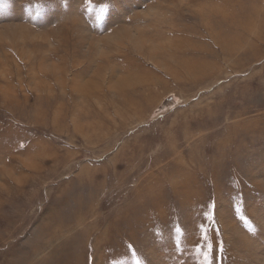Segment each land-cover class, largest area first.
I'll use <instances>...</instances> for the list:
<instances>
[{
  "label": "rangeland",
  "instance_id": "1",
  "mask_svg": "<svg viewBox=\"0 0 264 264\" xmlns=\"http://www.w3.org/2000/svg\"><path fill=\"white\" fill-rule=\"evenodd\" d=\"M0 264H264V0H0Z\"/></svg>",
  "mask_w": 264,
  "mask_h": 264
},
{
  "label": "bare ground",
  "instance_id": "2",
  "mask_svg": "<svg viewBox=\"0 0 264 264\" xmlns=\"http://www.w3.org/2000/svg\"><path fill=\"white\" fill-rule=\"evenodd\" d=\"M204 15V18H205V20H208V16H210L211 14L213 15V16H215L216 15V18L217 19H221L222 17H224L223 16V10H221V11H218L217 13L216 12H214V13H211V14H206V13H203ZM218 14V15H217ZM245 24V23H244ZM231 25L234 27V28H237L238 27V25L236 24V22H234V20H233V22L231 23ZM249 26H250V24H248ZM247 27V23H246V25H245V28ZM246 30H249L250 31V27L248 28V29H246ZM247 32V31H246ZM249 33V32H248ZM225 35V32H223L222 34H220V33H217L216 35H212V38L214 39V40H216V42L219 44V46L222 48V49H225V51L227 50V49H234V48H236L237 47V43H235L234 44V46L232 45V46H228V38H226V36H224ZM185 66V65H184Z\"/></svg>",
  "mask_w": 264,
  "mask_h": 264
},
{
  "label": "snow or ice",
  "instance_id": "3",
  "mask_svg": "<svg viewBox=\"0 0 264 264\" xmlns=\"http://www.w3.org/2000/svg\"><path fill=\"white\" fill-rule=\"evenodd\" d=\"M203 259H204L205 261L210 262L211 259H212V257H211L209 254H204Z\"/></svg>",
  "mask_w": 264,
  "mask_h": 264
}]
</instances>
